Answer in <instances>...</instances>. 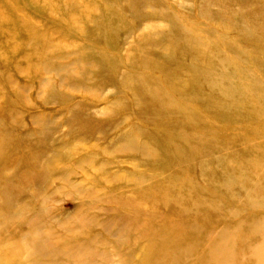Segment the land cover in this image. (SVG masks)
I'll list each match as a JSON object with an SVG mask.
<instances>
[{
  "label": "rangeland",
  "instance_id": "374dc122",
  "mask_svg": "<svg viewBox=\"0 0 264 264\" xmlns=\"http://www.w3.org/2000/svg\"><path fill=\"white\" fill-rule=\"evenodd\" d=\"M263 32L254 0H0V264H264L263 99L196 60Z\"/></svg>",
  "mask_w": 264,
  "mask_h": 264
},
{
  "label": "bare ground",
  "instance_id": "6f19581e",
  "mask_svg": "<svg viewBox=\"0 0 264 264\" xmlns=\"http://www.w3.org/2000/svg\"><path fill=\"white\" fill-rule=\"evenodd\" d=\"M258 5L262 6V4L264 5V0H254ZM233 22V21H232ZM247 24H245V28H247V33H250V29L249 26L246 27ZM264 33V32H263ZM253 34V33H251ZM241 40V39H239ZM251 41V40H250ZM234 44V43H233ZM229 45L230 50L232 51H227L228 53L231 52V54L228 56L227 58L222 62V64L220 66H216L214 64L215 57L213 54H205L204 52H196L198 55H196L198 58H196V60L200 59L201 57V61L203 62V64L207 67V70L211 69L212 67H215L218 72L220 73L223 69H228V65H232L234 68L233 73H228L227 74V78L229 80L234 79V77H238L242 80L248 79L249 80V86L248 87H243L240 89V87L235 83L232 82L231 86L229 87V91L234 92V93H240L239 98H247L249 99V96H255V97H259L261 96L263 101H264V78L259 76V72L262 70L260 69V66H264V45H255L251 42L253 48L255 49L256 47H258V52L257 55L254 52H249L246 54H243L240 50V48H234V46ZM238 45V44H237ZM187 48H193L190 43L186 44ZM233 46V47H232ZM245 50V49H243ZM242 63H249L250 65H252V69L250 71L249 67L243 66ZM206 67H202L203 70H206ZM190 74L192 75V80H194L195 74H196V70H198L197 66H193L191 69H188ZM210 78H212L210 76ZM209 78V79H210ZM218 79H220V82H218ZM209 84L213 87H215L216 89H218L221 93H224V91L222 90V83H221V78L218 77L217 75L212 78V80H209ZM188 85V82H181L180 87L182 88H186V86ZM242 87V86H241ZM246 89V90H244ZM261 100V103L264 104ZM221 104V105H220ZM219 104V108L221 109H225V108H233V106L230 103H226V102H221L220 101ZM131 145V144H130Z\"/></svg>",
  "mask_w": 264,
  "mask_h": 264
}]
</instances>
